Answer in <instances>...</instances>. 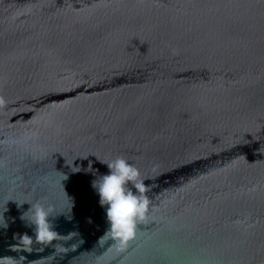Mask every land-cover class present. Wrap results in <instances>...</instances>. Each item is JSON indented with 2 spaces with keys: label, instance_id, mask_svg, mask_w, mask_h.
I'll return each mask as SVG.
<instances>
[{
  "label": "water",
  "instance_id": "water-1",
  "mask_svg": "<svg viewBox=\"0 0 264 264\" xmlns=\"http://www.w3.org/2000/svg\"><path fill=\"white\" fill-rule=\"evenodd\" d=\"M0 97V264H264V0H0ZM118 156L150 200L125 245Z\"/></svg>",
  "mask_w": 264,
  "mask_h": 264
},
{
  "label": "clouds",
  "instance_id": "clouds-1",
  "mask_svg": "<svg viewBox=\"0 0 264 264\" xmlns=\"http://www.w3.org/2000/svg\"><path fill=\"white\" fill-rule=\"evenodd\" d=\"M4 103L3 97H0V107ZM101 162L107 165L109 172L98 175L93 180L92 187L99 195L100 206L105 208L108 223L106 234L120 245H125L135 237L138 224L146 219L149 212L150 200L145 195L148 189L139 169L124 157L118 156L109 162ZM28 211L31 212V217L27 224L34 226V238L37 242L50 244L58 238V232L54 230V224L50 220V208L46 209L37 203L30 206ZM25 214L26 212L22 214V220ZM66 218L69 219L68 216ZM7 226L5 221L0 227ZM20 239L25 245H31L33 237L24 234Z\"/></svg>",
  "mask_w": 264,
  "mask_h": 264
}]
</instances>
